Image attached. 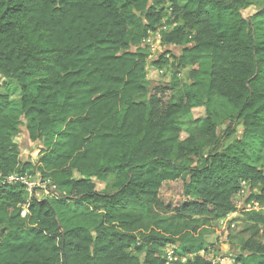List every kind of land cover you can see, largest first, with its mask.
Masks as SVG:
<instances>
[{
  "label": "trees",
  "instance_id": "obj_1",
  "mask_svg": "<svg viewBox=\"0 0 264 264\" xmlns=\"http://www.w3.org/2000/svg\"><path fill=\"white\" fill-rule=\"evenodd\" d=\"M254 1L0 0V79L19 92L0 94V264H220L186 223L234 214L244 185L264 207V9L241 16ZM165 17L160 41L181 52L150 65L189 68L178 97L147 87L142 45ZM222 122L241 137L223 146ZM21 129L35 163L19 159ZM36 174L59 196L7 181ZM244 216L264 239L262 213ZM232 264H264V244Z\"/></svg>",
  "mask_w": 264,
  "mask_h": 264
},
{
  "label": "rangeland",
  "instance_id": "obj_2",
  "mask_svg": "<svg viewBox=\"0 0 264 264\" xmlns=\"http://www.w3.org/2000/svg\"><path fill=\"white\" fill-rule=\"evenodd\" d=\"M264 9V0H255L254 3L247 9L241 11V16L243 19L249 20L253 15ZM170 29L167 25V17L163 18L160 26L153 33H150L144 43L142 48L149 55L148 63L146 66V78L148 89L153 88L159 84H172L174 86L175 96L178 97L184 87L188 86L191 81L189 68H180L172 65L171 62L162 67L161 69H156L150 65L153 59L159 57L163 53H169L171 55L179 56L181 49L178 47H165L160 41L161 33L165 30ZM134 50L136 48H133ZM3 81L0 79V94H8L10 100L18 101L19 92L14 86L9 88H4ZM192 117L194 119L204 117V110L202 108H197L192 111ZM221 120V119H220ZM219 120V121H220ZM229 125L228 122H222L217 129V133L220 139H222L223 146L231 140L239 139L242 134V128L239 125H233V135L229 140L223 138L224 132ZM184 138L185 135H182ZM19 148V159L21 162H31L35 163L38 159L39 150L41 148L40 142H32L28 139L27 134L24 129H21L20 135L16 140ZM28 188L31 190L29 192L30 196L36 199L48 198L47 191H50L48 184L43 182L39 175H33L27 177ZM114 182V178L110 177L108 179L107 187L104 192L113 193L111 185ZM97 190H102L101 186H97ZM179 193V185L175 184L165 189L164 194L167 199H173L177 197ZM250 194V189L247 185H244L241 192V198L239 199L237 211L234 216L230 217L225 223H220L219 221H213L206 218H193L186 224L190 227L196 228L193 233L194 238L203 243L204 247L209 249V254L207 257L215 263L220 264H232L233 259L238 256L241 252L243 244L247 240H254L258 243L264 244V239L262 238L261 228L253 226L246 222L244 216L247 212H261L264 216V207L260 208L252 204H245L244 200ZM25 215V210L21 214ZM225 220V219H224ZM253 226V228H250ZM187 231V230H186ZM177 248L176 245H168L163 251L164 254L170 259H173V253ZM202 254V253H201Z\"/></svg>",
  "mask_w": 264,
  "mask_h": 264
},
{
  "label": "built area",
  "instance_id": "obj_3",
  "mask_svg": "<svg viewBox=\"0 0 264 264\" xmlns=\"http://www.w3.org/2000/svg\"><path fill=\"white\" fill-rule=\"evenodd\" d=\"M7 181L8 182H22V183H24L25 185H26V187H27V190L30 192L31 190L28 188V186H29V184L27 183V181L26 180H22V179H20V178H18V177H14V176H12V177H10V178H8L7 179ZM49 188H51V190L50 191H47V195L49 196L48 198H50V197H58L59 195L55 192V188L54 187H49ZM24 216V215H23ZM232 216H234V214H231L230 216H228L225 220H221V221H219L221 224L222 223H225L230 217H232Z\"/></svg>",
  "mask_w": 264,
  "mask_h": 264
}]
</instances>
